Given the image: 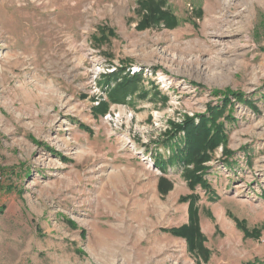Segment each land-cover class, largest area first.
<instances>
[{
  "label": "rangeland",
  "instance_id": "obj_1",
  "mask_svg": "<svg viewBox=\"0 0 264 264\" xmlns=\"http://www.w3.org/2000/svg\"><path fill=\"white\" fill-rule=\"evenodd\" d=\"M263 262L264 0H0V264Z\"/></svg>",
  "mask_w": 264,
  "mask_h": 264
},
{
  "label": "trees",
  "instance_id": "obj_2",
  "mask_svg": "<svg viewBox=\"0 0 264 264\" xmlns=\"http://www.w3.org/2000/svg\"><path fill=\"white\" fill-rule=\"evenodd\" d=\"M160 4L161 2H147V4H144V8L149 12L150 17L152 15L155 16V21H158L162 18L161 15H164L161 13ZM150 17L147 18V20H150ZM166 19L169 20L168 18ZM139 80L140 79L138 77H130L126 80V82L122 83V86L127 84L129 85L130 83H133L137 86L139 84ZM126 91L127 88H124L123 94H125ZM223 109L224 107L209 108V115L201 116L197 125L193 123V120L187 119L185 120L183 125L174 126L172 137H175L177 132H179L180 130L185 131L186 133V143L184 144V146L180 145L182 148H180L179 152L175 154L179 157V161L181 163L187 166L193 163H203L206 161L207 158L205 153L213 148V144L216 142V138H218V135H222V124H216L215 119L221 117V115L223 114ZM229 118L230 114L227 115L223 123H225L226 120H229ZM155 165L160 168L161 171H164L162 164L156 163Z\"/></svg>",
  "mask_w": 264,
  "mask_h": 264
},
{
  "label": "built area",
  "instance_id": "obj_3",
  "mask_svg": "<svg viewBox=\"0 0 264 264\" xmlns=\"http://www.w3.org/2000/svg\"><path fill=\"white\" fill-rule=\"evenodd\" d=\"M97 69V68H96ZM138 72V69L137 68H135V69H130L129 70V72H128V74H129V76H133V75H135L136 73ZM94 73H96L95 71H94ZM114 118H117L115 115H114ZM103 119L106 121V120H111L112 119V116L110 115V114H107V115H105L104 117H103Z\"/></svg>",
  "mask_w": 264,
  "mask_h": 264
}]
</instances>
